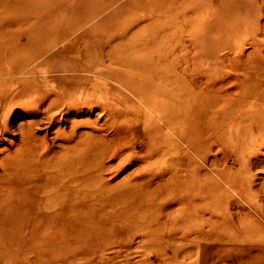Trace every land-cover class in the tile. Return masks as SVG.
I'll return each mask as SVG.
<instances>
[{
  "label": "rangeland",
  "instance_id": "rangeland-1",
  "mask_svg": "<svg viewBox=\"0 0 264 264\" xmlns=\"http://www.w3.org/2000/svg\"><path fill=\"white\" fill-rule=\"evenodd\" d=\"M0 264H264V0H0Z\"/></svg>",
  "mask_w": 264,
  "mask_h": 264
}]
</instances>
